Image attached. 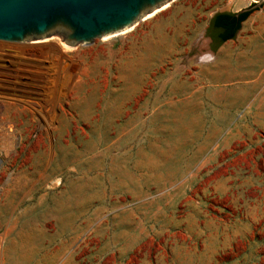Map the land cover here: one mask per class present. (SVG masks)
<instances>
[{
	"label": "rangeland",
	"instance_id": "rangeland-1",
	"mask_svg": "<svg viewBox=\"0 0 264 264\" xmlns=\"http://www.w3.org/2000/svg\"><path fill=\"white\" fill-rule=\"evenodd\" d=\"M253 4L175 0L91 44L52 36L45 54L0 44V59L45 60L40 80L0 63V264H264V201L247 211L254 189L209 179L220 45L206 31Z\"/></svg>",
	"mask_w": 264,
	"mask_h": 264
},
{
	"label": "crops",
	"instance_id": "crops-1",
	"mask_svg": "<svg viewBox=\"0 0 264 264\" xmlns=\"http://www.w3.org/2000/svg\"><path fill=\"white\" fill-rule=\"evenodd\" d=\"M241 25L240 38L221 44L208 65L217 95L209 127V162L217 169L209 179L217 194L237 182L254 189L246 210L257 211L264 201V5Z\"/></svg>",
	"mask_w": 264,
	"mask_h": 264
},
{
	"label": "water",
	"instance_id": "water-1",
	"mask_svg": "<svg viewBox=\"0 0 264 264\" xmlns=\"http://www.w3.org/2000/svg\"><path fill=\"white\" fill-rule=\"evenodd\" d=\"M175 0H0V44L57 37L69 48L119 34ZM239 11L251 12L264 0Z\"/></svg>",
	"mask_w": 264,
	"mask_h": 264
},
{
	"label": "bare ground",
	"instance_id": "bare-ground-1",
	"mask_svg": "<svg viewBox=\"0 0 264 264\" xmlns=\"http://www.w3.org/2000/svg\"><path fill=\"white\" fill-rule=\"evenodd\" d=\"M167 6L168 5L158 9L157 11H155L152 14L148 15L146 18L149 19V18L155 16L158 12H161L162 10L167 8ZM140 22H142V21H140ZM131 30H133V26L131 28L127 29L126 32H130ZM53 40H54L53 37H48V38L42 39L40 41L34 42L32 44H39L38 48L43 51V54H45V52H47V51H50V50L52 51V50L56 49V45L53 42ZM36 52H38V49H37ZM39 54H41V53H39ZM0 63H3L5 66H7V69H6L7 71L6 72L9 74V75L8 74L7 75L10 76V78L11 77L15 78V76L18 78L19 71L12 68L15 64L16 65L18 64V65H23L24 68L26 67L25 69H22L20 72L22 74L24 73V75L27 78L31 79L32 77H36L38 80H40L41 79V76H40L41 73L38 70L41 69V65H44L45 60L44 59L43 60H39V59H32L31 58V60L29 62H27V61L26 62H24V61L23 62H19L18 57L16 55H13L10 52L9 53L7 52L6 54H4V57L0 59ZM21 76H23V75H21ZM4 83L5 84L1 88H3V90L6 91V93L7 92H14V91L24 92L25 94L28 95L26 98L27 99H31V98H28L29 95L32 94V93L28 92L29 88H31V85H26V84L25 85H21V83L12 82V81H9V80H7V81L5 80ZM22 86H23L24 89L21 88ZM23 90H27V91H23ZM11 99H13L15 101H18L17 98H11ZM28 102H31V101L28 100Z\"/></svg>",
	"mask_w": 264,
	"mask_h": 264
},
{
	"label": "trees",
	"instance_id": "trees-1",
	"mask_svg": "<svg viewBox=\"0 0 264 264\" xmlns=\"http://www.w3.org/2000/svg\"><path fill=\"white\" fill-rule=\"evenodd\" d=\"M251 12L242 13H217L210 21L206 31L208 38H216V45H221L228 40L234 39L241 24L249 17ZM215 40V39H214Z\"/></svg>",
	"mask_w": 264,
	"mask_h": 264
},
{
	"label": "flooded vegetation",
	"instance_id": "flooded-vegetation-1",
	"mask_svg": "<svg viewBox=\"0 0 264 264\" xmlns=\"http://www.w3.org/2000/svg\"><path fill=\"white\" fill-rule=\"evenodd\" d=\"M215 39V40H214ZM209 40H210V44H212V45H215L218 41L216 40V38H213V39H211V38H209Z\"/></svg>",
	"mask_w": 264,
	"mask_h": 264
}]
</instances>
